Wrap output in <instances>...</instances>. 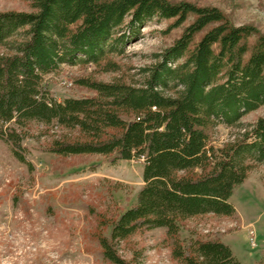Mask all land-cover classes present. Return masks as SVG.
<instances>
[{
    "label": "trees",
    "instance_id": "obj_1",
    "mask_svg": "<svg viewBox=\"0 0 264 264\" xmlns=\"http://www.w3.org/2000/svg\"><path fill=\"white\" fill-rule=\"evenodd\" d=\"M29 12H0V136L19 162L31 126L60 131L47 147L59 157L101 156L111 164L141 161L143 188L134 207L99 221L95 237L110 264H142L121 244L166 230L179 264H242L223 240L181 238L196 218H232L230 199L252 171L264 169V34L235 26L216 7L170 0H21ZM187 25L156 55L140 80L76 83L93 97L59 102L46 79L62 66L94 65L117 73L113 58L153 21ZM219 126L235 131L217 147ZM109 229V235L102 230Z\"/></svg>",
    "mask_w": 264,
    "mask_h": 264
},
{
    "label": "rangeland",
    "instance_id": "obj_2",
    "mask_svg": "<svg viewBox=\"0 0 264 264\" xmlns=\"http://www.w3.org/2000/svg\"><path fill=\"white\" fill-rule=\"evenodd\" d=\"M170 1L216 7L235 26H252L264 34V0ZM7 11L29 12L30 5L0 0V12ZM171 23L155 20L145 26L137 39L127 43L124 55L113 58L119 66L117 73H105L94 65H64L46 79V87L62 102L95 96L77 85L84 77L102 82L140 80L142 71L157 63L155 56L169 48L187 26L169 31ZM65 82L73 86L67 88ZM261 117L264 107L245 117L243 123L253 124ZM31 129L24 142L27 164L19 162L0 136V264H110L95 237L99 221L116 219L136 205L144 186L142 162L111 164L101 156L59 157L47 147L60 131L46 132L36 124ZM234 134L219 126L212 134L213 144L220 147ZM230 201L238 211L235 217L188 221L181 229L182 240H225L243 264H254L255 256L259 260L255 264H264V169L252 171ZM102 233L109 235V229ZM120 248L127 260L137 252L142 254V264H179L172 258L165 229L136 235Z\"/></svg>",
    "mask_w": 264,
    "mask_h": 264
},
{
    "label": "crops",
    "instance_id": "obj_3",
    "mask_svg": "<svg viewBox=\"0 0 264 264\" xmlns=\"http://www.w3.org/2000/svg\"><path fill=\"white\" fill-rule=\"evenodd\" d=\"M231 202V201H230ZM232 204V203H231ZM235 207V206H234ZM237 210V209H236ZM238 212V211H237ZM224 242L226 243V244H228L232 249H233V251H234V254H235V256L241 261V258L237 255V253H236V250L233 248V246L231 245V244H229V243H227L225 240H224ZM257 253V252H256ZM255 253V254H256ZM257 257L255 256L254 257V259H253V261H254V264L255 263H257L259 260H258V258L256 259ZM241 263L243 264V262L241 261Z\"/></svg>",
    "mask_w": 264,
    "mask_h": 264
},
{
    "label": "built area",
    "instance_id": "obj_4",
    "mask_svg": "<svg viewBox=\"0 0 264 264\" xmlns=\"http://www.w3.org/2000/svg\"><path fill=\"white\" fill-rule=\"evenodd\" d=\"M65 84V86L67 87V88H71L72 86H73V84L72 83H68V82H65L64 83ZM253 241V240H252ZM253 246H255V242L253 241V244H252Z\"/></svg>",
    "mask_w": 264,
    "mask_h": 264
}]
</instances>
